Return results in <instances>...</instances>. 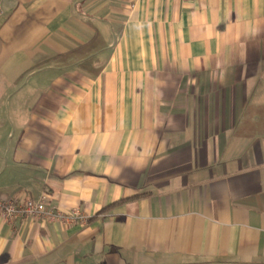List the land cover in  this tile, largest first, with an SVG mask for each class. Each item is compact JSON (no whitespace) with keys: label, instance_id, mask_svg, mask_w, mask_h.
<instances>
[{"label":"crops","instance_id":"1","mask_svg":"<svg viewBox=\"0 0 264 264\" xmlns=\"http://www.w3.org/2000/svg\"><path fill=\"white\" fill-rule=\"evenodd\" d=\"M0 264H264V0H1Z\"/></svg>","mask_w":264,"mask_h":264},{"label":"built area","instance_id":"2","mask_svg":"<svg viewBox=\"0 0 264 264\" xmlns=\"http://www.w3.org/2000/svg\"><path fill=\"white\" fill-rule=\"evenodd\" d=\"M186 1V0H182ZM2 13L0 0V14ZM28 220L56 221L64 224L85 223L88 215L77 208L63 211L47 201V195L41 194L38 198H32L24 194L13 197H0V225H14L16 222Z\"/></svg>","mask_w":264,"mask_h":264}]
</instances>
